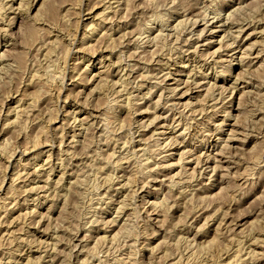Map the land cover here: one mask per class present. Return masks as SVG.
Returning a JSON list of instances; mask_svg holds the SVG:
<instances>
[{
	"label": "rangeland",
	"instance_id": "obj_1",
	"mask_svg": "<svg viewBox=\"0 0 264 264\" xmlns=\"http://www.w3.org/2000/svg\"><path fill=\"white\" fill-rule=\"evenodd\" d=\"M263 63L264 0H0V264H264Z\"/></svg>",
	"mask_w": 264,
	"mask_h": 264
},
{
	"label": "bare ground",
	"instance_id": "obj_2",
	"mask_svg": "<svg viewBox=\"0 0 264 264\" xmlns=\"http://www.w3.org/2000/svg\"><path fill=\"white\" fill-rule=\"evenodd\" d=\"M149 3H150V2H149ZM67 13H68V12H67ZM201 17H202V16H201ZM238 18H239V17H238ZM159 20H160V19H159ZM235 24H236V23H235ZM222 26H223V25H222ZM163 28H164V27H163ZM92 29H93V28H92ZM34 30H35V28H33V29L31 28L30 32L32 33V32H34ZM202 32H203V31H202ZM211 33H214V31H212ZM108 34H109V33H108ZM202 35H203V34H202ZM225 36H226V35H225ZM224 38H225V37H224ZM34 41H35V40H34ZM208 42H209V41H208ZM210 42H211V41H210ZM234 42H235V41H234ZM206 44H207V43H206ZM248 48H249V47H248ZM242 49H243V48H242ZM2 55H3V54H2ZM245 56H246V55H245ZM169 58H170V57H169ZM230 59H232V58H230ZM239 59H240V58H239ZM232 60H233V59H232ZM228 62H229V64H230L231 60H229ZM183 64H184V63H183ZM229 64L227 63V65H229ZM256 66H257V65H256ZM263 66H264V63H263ZM229 67H230V66H229ZM260 67H261V66L259 65L258 68L260 69ZM262 68H263V69H262ZM262 68H261V69H262L261 71H263V76H262V74H260V73H262V72H260V73H259V71L257 72V70H256L257 67H256V69H254V71H255V75H256V72H257V74L259 75V77H260V76L262 77V78H261V79L263 80V81H262V82H263L262 85H264V79H263V78H264V67H262ZM259 69H258V70H259ZM225 70H226V69H225ZM252 70H253V69H252ZM228 71H229V70H228ZM254 71H253V72H254ZM240 72H241V71H240ZM223 73H224V72H223ZM228 73H229V72H228ZM226 74H227V73H226ZM242 74H243V73H242ZM1 77H2V76H1ZM236 78H237V77H236ZM256 80H257V79H256ZM116 84H118V83H116ZM258 84H259V83H258ZM215 86H216V83H215ZM220 88L223 89L224 86L221 84ZM261 88H262V87H261ZM224 89H225V88H224ZM231 89H232V88H231ZM187 91H188V90H187ZM187 91H186V92H187ZM186 92H185V90H184V93H185V94H187ZM242 92H243V91H242ZM120 95H121V94H120ZM158 95H159V94H158ZM207 95H208V94H207ZM222 95H223V94H222ZM261 95H262L263 98H264V93L260 94V96H261ZM181 96H182V95H181ZM181 96H180V97H181ZM117 97H118V96H117ZM263 98H262V99H263ZM239 99H241V98H239ZM263 100H264V99H263ZM239 101L241 102V100H239ZM258 101H259V100H258ZM240 102H239V105L242 104V103H240ZM259 102H260V101H259ZM243 103H244V102H243ZM261 103H262V102H261ZM237 104H238V103H237ZM165 105H166V104H165ZM242 106H243V105H242ZM108 107H109V106H108ZM239 107L241 108V106H239ZM145 109H146V108H145ZM241 110H242L241 112L243 113L242 115H243V117H244L245 120L248 119V118H250V117H252L253 112H254V110H253L252 108L248 109V107H245V106H243ZM16 111H17V110H16ZM227 112H228V111H227ZM225 113H226V112H225ZM239 114H240V113H239ZM115 115H116V114H115ZM228 116H229V113H226L225 118H227ZM225 118H224V119H225ZM242 119H243V118H242ZM234 120H235V119H234ZM248 120H249V119H248ZM236 121H237V119H236ZM236 123H237V122H236ZM147 125H148V124H147ZM162 125H163V124H162ZM222 125H223V124H222ZM233 125L235 126L236 124L233 123ZM164 126H166V125H164ZM237 126L239 127V126H241V125H237ZM161 127H163V126H161ZM167 127H168V126H167ZM221 127H222V126H221ZM232 127H233V126H232ZM244 127H245V126H244ZM119 128H120V127H119ZM239 128H240V127H239ZM242 128H243V126H242ZM220 129H221V128H220ZM234 130H235V129H234ZM234 130L230 129V132L228 133V135H227V137H226V140L224 139L225 141L232 140V138H233V136H234V134H235V131H236V130H235V131H234ZM119 131H120V130H119ZM221 131H222V130H221ZM233 131H234V132H233ZM229 135H231V136H229ZM169 139H170V138H169ZM233 139H234V138H233ZM173 141H174V140H173ZM183 141H184V140H183ZM224 144H225V145L221 146V150H220L221 153H220V155H224V153H225V155H226V152H225V151H227V147H228L227 145H228V144L225 143V142H224ZM155 145H156V144H155ZM221 145H222V144H221ZM169 149H170V148H169ZM159 151H160V150H159ZM215 152H216V151H215ZM217 154H218V152H217ZM124 155H125V154H124ZM184 155H185V154H184ZM225 155H224V157H226ZM200 156H201V155H200ZM228 156H229V155H228ZM166 158H167V157H166ZM193 158H194V157H193ZM179 160H180V159H179ZM179 162H180V161H179ZM198 162H199V161H198ZM263 162H264V161H263ZM163 164H164V163H163ZM163 164H162V165H163ZM170 165H171V164H170ZM221 167H222V166H221ZM244 170H245V169H244ZM244 170H243V171H244ZM211 174H212V173H211ZM172 177H173V176H172ZM76 183H77V182H76ZM233 183H234V182H233ZM227 192H228V191H227ZM227 197H228V196H227ZM156 204H157V203H156ZM30 210H31V209H30ZM159 228H160V227H159ZM123 231H124V230H123ZM220 231H221V230H220ZM254 233H255V232H254ZM257 238H258V237H257ZM254 239H255V238H254ZM114 240H115V239H114ZM257 240H260V239H257ZM212 241H213V240H212ZM253 241H256V239L253 240ZM253 241H252V242H253ZM256 242H257V241H256ZM123 245H124V244H123ZM172 246H173V245H172ZM205 249H206V248H205ZM220 251H221V250H220ZM223 253H224V252H223ZM157 257H158V256H157ZM164 257H166V256H164ZM126 258H127V257H126ZM126 258H120V259H118V262H117L116 264H121L122 262H124V260H125ZM129 258H130V257H129ZM127 260H128V259H127ZM233 260H234V259H232V261H233ZM243 260H244V259H243ZM191 261H192V260H191ZM232 261H231V259H229V260H225L224 262L221 261L222 263L220 262V263H218V264H232V263H231ZM238 261H239V260H238ZM178 262H179V261H178ZM234 262H235V261H234ZM234 262H233V263H234ZM170 263H171V262H170ZM187 263L189 264V262H187ZM124 264H125V263H124ZM191 264H192V263H191ZM198 264H199V263H198ZM200 264H201V263H200Z\"/></svg>",
	"mask_w": 264,
	"mask_h": 264
}]
</instances>
